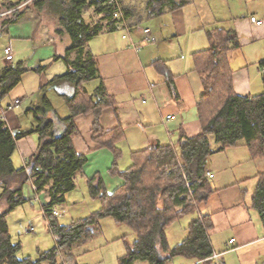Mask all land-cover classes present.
Returning <instances> with one entry per match:
<instances>
[{"label":"crops","instance_id":"obj_1","mask_svg":"<svg viewBox=\"0 0 264 264\" xmlns=\"http://www.w3.org/2000/svg\"><path fill=\"white\" fill-rule=\"evenodd\" d=\"M147 1L144 0L142 8V5H136L130 0L122 1L131 29L137 37L135 41L140 45L143 38L140 23L145 17H153L148 15ZM186 1L174 9L166 7L164 13L154 17L161 16L171 21L173 24L167 30L173 29L176 36L188 32L189 28L192 31L203 29L205 41L200 42V46H196L193 51L192 64L182 61L184 54L177 56L180 42L174 43L172 49H167L168 46L163 44L165 28L149 27L155 38L151 42L159 43L152 48L142 47V50L131 46L128 39H123L126 41L124 43L115 44L112 39L105 41L103 38L102 48L94 47L101 35L116 31L105 27L87 43L86 49H90L97 60L99 76L85 82L84 86L89 93H94L103 83L106 92L113 98V105L100 111L97 132L93 126L97 120L94 111L76 116L79 133L73 138L74 147L79 154L88 156L83 170L75 176L76 188L79 177L88 184V180L96 173L101 174L109 192L124 182L121 176L111 172L115 155L111 149L100 145L99 137L103 131L121 128L122 138L118 146L122 154L119 159L124 155V144L129 149L131 164L134 151H142L156 144L176 143L181 133L192 137L201 132L202 123L196 107L203 92V84L201 74L196 69L194 53L209 47L208 31L224 28L233 29L238 34L240 45L229 51L226 64L234 91L243 95L263 91L260 63L264 59V23L257 25L250 20V16L264 20V14L257 16L251 13L249 17L243 18L238 14L235 16L233 10L234 4L238 3L236 0ZM190 4L198 8L197 25L187 21L183 15L185 6ZM261 8L257 11L264 13ZM57 24L47 7L38 12L27 5L16 20L6 24L0 31V71L7 65L4 61L5 47L13 51L14 60L11 63H21L27 69L20 83L0 99L4 119L12 131L19 133L17 149L13 155L16 167L28 163L32 154L44 142L62 135L67 126L64 119L71 114L66 96L74 95L76 84L63 77L69 69L65 57L74 60L78 52L67 51L71 44L70 37L57 34ZM102 24L106 26L104 21ZM197 43L199 45V40ZM164 65L171 71V77L166 74V70L159 69ZM36 67H41V70H35ZM17 99L19 102H16ZM169 114L175 115V118H167ZM46 125L48 128L42 137L38 128ZM210 142L213 152L208 157L206 171L215 174L213 178L207 177L213 191L208 201L197 204L196 211L198 214L209 215L211 227L208 231L214 251L225 250L227 243L235 239L232 242L234 249L223 256L224 264H264V227L258 211L253 207V194L264 171V158H253L243 142L223 150L214 135L210 136ZM176 148L178 151V146ZM119 165L117 161L116 169L122 171L124 168ZM33 183L29 181L24 184L23 192L28 200L20 206L29 204L34 208L39 202L49 226L45 211L49 201L48 190L36 191ZM1 192L0 187V195ZM65 204H62L64 208ZM6 207L7 204L0 201V214ZM58 207H53L60 213L56 217L61 215ZM63 250L69 252L68 249ZM194 260L177 256L167 264H188ZM208 263L211 264L208 261L202 264ZM135 264L148 262L136 261Z\"/></svg>","mask_w":264,"mask_h":264},{"label":"trees","instance_id":"obj_2","mask_svg":"<svg viewBox=\"0 0 264 264\" xmlns=\"http://www.w3.org/2000/svg\"><path fill=\"white\" fill-rule=\"evenodd\" d=\"M23 1L2 0L1 8L13 7ZM185 3L186 0H148V15L157 16L164 13L166 7L174 9ZM29 6L38 12L47 7L57 20L56 33L70 37L67 51L76 50L78 56L74 60L65 57L69 69L63 77L75 82L76 91L73 96H66L71 109V114L64 119L66 130L59 137L44 142L29 158L27 165L21 167H16L13 159L19 133L8 126L0 104V201L7 204L0 214V264H68L58 257L63 249L69 250V264H77L73 246L88 241L99 218L106 216L113 217L119 224H127L136 236L132 243H127L126 253L119 257V264H135L136 261L167 264L177 256L186 259L209 257L214 251L208 231L211 220L209 215L198 214L196 209L198 203L208 201L213 191L206 171L208 157L213 152L210 136L214 135L222 150L243 142L253 158H264V89L258 94L236 93L226 66L229 51L240 45L237 32L224 28L210 30L209 47L194 53L196 69L203 84L196 107L202 123L201 132L192 137L181 133L176 143L156 144L134 151L132 164L120 171L116 165L122 154L118 146L122 138L121 128L103 131L99 137L100 145L108 147L115 155L111 172L121 176L124 182L109 192L101 174L96 173L88 180L89 194L101 199L102 207L85 218L61 224L53 213V207L66 202L67 194L76 188V174L88 161V156L79 154L74 147L73 138L79 133L76 116L94 111L97 120L93 126L97 132L100 111L113 105V98L103 83L94 93H89L84 86L85 82L99 76L97 60L86 46L104 27L109 30L115 28L111 21L112 9L104 4V0H34ZM90 10L101 15L94 24L84 17ZM22 13L23 10H17L1 17L0 31ZM104 20L106 26L102 24ZM156 64L160 65L158 61ZM260 66L264 68V59ZM162 68L159 69L166 70L171 77L169 68L165 65ZM35 70L40 71L41 67ZM26 71L21 63L7 62L0 71V99L20 83ZM262 83L264 87V72ZM47 128L48 125L38 128L42 137ZM29 181L34 182L36 191L48 190L49 201L45 211L48 228L56 237L55 246L40 252L36 259L18 256L22 244L13 240L7 220L11 210L27 202L23 186ZM253 207L264 227V171L253 194ZM188 214H193L188 234L170 247L166 229Z\"/></svg>","mask_w":264,"mask_h":264},{"label":"rangeland","instance_id":"obj_3","mask_svg":"<svg viewBox=\"0 0 264 264\" xmlns=\"http://www.w3.org/2000/svg\"><path fill=\"white\" fill-rule=\"evenodd\" d=\"M33 1H31L30 3H32ZM130 1L135 2L136 5L145 4L144 0ZM236 1L238 3L234 4L233 10L235 16L236 14H238L237 16L243 18L245 16L249 17L251 13H255L257 14V16H262L264 14L260 11H257L259 7L261 8V5H264V0ZM142 7L143 5L141 6V8ZM262 10H264V6ZM183 15L185 16V19H187V21H191L192 23L197 25L198 8H196L194 5H186L185 9L183 10ZM100 16L101 15L97 13L95 14L93 10H90L86 12L84 17H86L87 21L95 22ZM104 23L106 24L107 22H105L104 20ZM140 24L143 28L150 27L152 29L156 28L163 30L165 28L166 30L163 36L166 42L162 41L163 44H165L166 47L168 46L167 49H172L174 43L180 42V47L178 46L177 48V56L180 57L182 54H184L185 58L182 61L185 64H192L193 51L196 50V46H200V42L205 41V32L202 28L197 29V31H192L189 28L188 32L176 36V33H173V29L167 30V28L172 26L173 23L167 18L164 19L161 16L145 17L142 19ZM122 34L123 32L120 30L113 31L108 34H103L95 41L96 43L94 44V47L97 48L100 46L102 48L101 42L103 38L105 39V41L107 39H112L114 41L113 43L115 44L118 42L124 43L126 41L123 40ZM133 37L135 40L137 39L134 31ZM198 40L199 45L197 43ZM194 42L196 44L192 45ZM158 43V41L141 42L140 49L142 50V47H156ZM206 43H208L207 40ZM90 44H92V42ZM194 47L195 49H193ZM197 84L199 85L198 82ZM17 91L20 92L19 89H17ZM122 148H124V155L118 161L120 164L119 166L125 169L128 164H131V158L129 149L124 144ZM89 193L90 191L88 184L81 181V178L79 177L77 180V188L74 191L68 193L66 196L67 199L65 202V208L61 204L58 205L59 211L61 212V215L57 216L58 221L61 222V224H69L75 220L85 218L98 211L102 207V201L99 198L92 197ZM190 217H193V214L185 215L168 226L166 231L170 247L175 246L178 242H180V240L184 238V236L188 234V225L191 220ZM7 220L13 240L20 241L22 244V248L18 252V256L20 258L30 256L31 258L36 259L39 257L40 252L48 249L50 250L55 246V235L49 230L47 226V220L45 219V216L41 209V204L39 202L35 204L34 208L29 204L18 206L17 208L11 210L9 214H7ZM98 221L99 222L96 230L94 234H92L93 236L88 241L73 246L74 250L72 249V252L74 255V260L77 262V264H119V257L126 253L127 243H132L135 239L134 231L127 224H119L111 216L101 217ZM21 224H24L26 226L33 225L35 227V230L32 232H26L22 230ZM58 257L63 263H70L68 254L65 253L64 250L59 253Z\"/></svg>","mask_w":264,"mask_h":264},{"label":"built area","instance_id":"obj_4","mask_svg":"<svg viewBox=\"0 0 264 264\" xmlns=\"http://www.w3.org/2000/svg\"><path fill=\"white\" fill-rule=\"evenodd\" d=\"M12 1H16V0H12ZM31 1H33V0H25V1L19 3L18 5H15L13 7L2 9L1 8L2 0H0V18L3 16H6V15L14 14V12L17 10L22 11L27 5L30 4ZM104 4L108 5L112 9L111 21H112L113 27L116 30H120L123 32V34H122L123 39H128L131 46H133L134 48L140 49V47H141L140 43L136 42L134 37H133V29H131L132 25L130 23L128 15L126 14V8H125V5L122 2V0H107V1L104 0ZM250 20L257 25H263V23H264L263 19L258 18L254 15L250 16ZM142 33H143V38L140 42L154 41L155 38L152 35V32H151L149 27L143 28ZM4 56H5L4 61H6V62H12L14 60V54H13V51L10 47H5ZM262 71L264 72V68H262ZM0 91H1V86H0ZM16 102H19V99H17ZM167 118L174 119L175 115L169 114L167 116ZM25 165H27V162L25 163ZM213 175H215V174L207 172L208 178H213L214 177ZM53 213L55 215L60 214L58 212V210L55 208L53 209ZM21 228H22V230H24L26 232H32L35 230V227L32 225L26 226L24 224H21ZM234 240L235 239L233 238V239H231L230 243H227L228 245H227L225 250L213 251V253L209 257L195 259L194 261H192L188 264H202V263H205L206 261H209L211 264H224L225 261H224L223 256L226 252L234 249L235 246H233V244H232V242H234Z\"/></svg>","mask_w":264,"mask_h":264}]
</instances>
